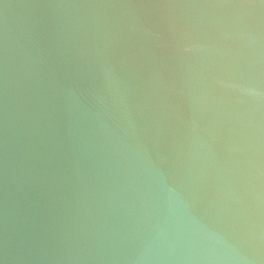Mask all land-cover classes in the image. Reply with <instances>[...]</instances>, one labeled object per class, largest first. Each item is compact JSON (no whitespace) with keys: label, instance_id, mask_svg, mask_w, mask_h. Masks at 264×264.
Returning <instances> with one entry per match:
<instances>
[{"label":"water","instance_id":"1","mask_svg":"<svg viewBox=\"0 0 264 264\" xmlns=\"http://www.w3.org/2000/svg\"><path fill=\"white\" fill-rule=\"evenodd\" d=\"M0 264H264V0H0Z\"/></svg>","mask_w":264,"mask_h":264}]
</instances>
